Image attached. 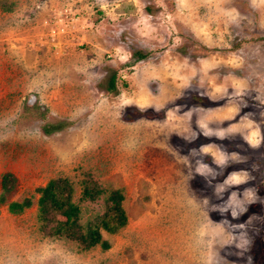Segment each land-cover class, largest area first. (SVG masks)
<instances>
[{"label": "rangeland", "instance_id": "374dc122", "mask_svg": "<svg viewBox=\"0 0 264 264\" xmlns=\"http://www.w3.org/2000/svg\"><path fill=\"white\" fill-rule=\"evenodd\" d=\"M6 1L0 264H264V0ZM85 172L124 194L108 249L39 229L37 187Z\"/></svg>", "mask_w": 264, "mask_h": 264}, {"label": "trees", "instance_id": "16d2710c", "mask_svg": "<svg viewBox=\"0 0 264 264\" xmlns=\"http://www.w3.org/2000/svg\"><path fill=\"white\" fill-rule=\"evenodd\" d=\"M0 6L4 10L13 8V4L6 0H0ZM134 54L137 59L146 57V53L142 51H136ZM109 87L112 90L116 89L115 75L112 76ZM15 182L12 173L3 175L0 202L7 200V194ZM79 185L78 201L74 200L75 184L68 177L51 178L44 186L37 187L39 229L47 236L74 241L82 249H90L96 245L108 249L110 243L103 239L102 232L115 233L127 223V214L123 207L124 194L119 188H106L87 172L83 174ZM85 202L98 204L103 209L85 217L83 209ZM32 205V196L12 200L7 204L8 210L14 214L22 213Z\"/></svg>", "mask_w": 264, "mask_h": 264}]
</instances>
